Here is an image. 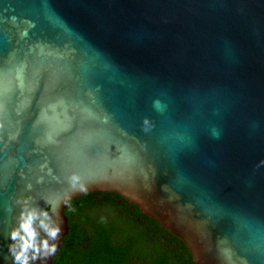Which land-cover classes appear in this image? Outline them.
I'll return each instance as SVG.
<instances>
[{"label":"water","instance_id":"95a60500","mask_svg":"<svg viewBox=\"0 0 264 264\" xmlns=\"http://www.w3.org/2000/svg\"><path fill=\"white\" fill-rule=\"evenodd\" d=\"M25 200L44 264H264V0H0V264Z\"/></svg>","mask_w":264,"mask_h":264},{"label":"clouds","instance_id":"9594fccd","mask_svg":"<svg viewBox=\"0 0 264 264\" xmlns=\"http://www.w3.org/2000/svg\"><path fill=\"white\" fill-rule=\"evenodd\" d=\"M68 179L73 188L79 182V189L87 191L77 173H73ZM60 231V223L53 219L48 208L29 206L25 200L21 206L18 224L10 231L12 242L9 244V252L13 257V264H32L37 260L44 264L57 250Z\"/></svg>","mask_w":264,"mask_h":264}]
</instances>
